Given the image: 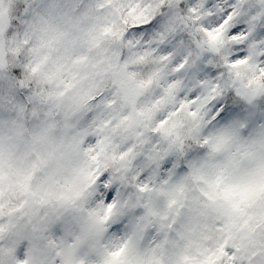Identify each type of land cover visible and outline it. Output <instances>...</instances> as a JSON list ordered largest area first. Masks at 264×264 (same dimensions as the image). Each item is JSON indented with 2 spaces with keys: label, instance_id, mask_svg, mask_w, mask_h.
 Listing matches in <instances>:
<instances>
[{
  "label": "clouds",
  "instance_id": "1",
  "mask_svg": "<svg viewBox=\"0 0 264 264\" xmlns=\"http://www.w3.org/2000/svg\"><path fill=\"white\" fill-rule=\"evenodd\" d=\"M0 264H264V0H0Z\"/></svg>",
  "mask_w": 264,
  "mask_h": 264
},
{
  "label": "snow or ice",
  "instance_id": "2",
  "mask_svg": "<svg viewBox=\"0 0 264 264\" xmlns=\"http://www.w3.org/2000/svg\"><path fill=\"white\" fill-rule=\"evenodd\" d=\"M228 14L225 12L224 16L221 18V20L219 21V23H225V20L228 19Z\"/></svg>",
  "mask_w": 264,
  "mask_h": 264
}]
</instances>
